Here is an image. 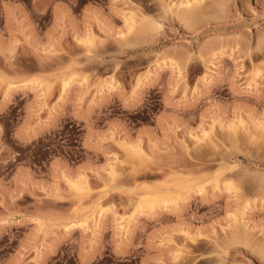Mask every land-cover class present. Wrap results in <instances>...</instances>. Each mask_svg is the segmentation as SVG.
<instances>
[{
	"label": "rangeland",
	"instance_id": "obj_1",
	"mask_svg": "<svg viewBox=\"0 0 264 264\" xmlns=\"http://www.w3.org/2000/svg\"><path fill=\"white\" fill-rule=\"evenodd\" d=\"M0 264H264V0H0Z\"/></svg>",
	"mask_w": 264,
	"mask_h": 264
},
{
	"label": "bare ground",
	"instance_id": "obj_2",
	"mask_svg": "<svg viewBox=\"0 0 264 264\" xmlns=\"http://www.w3.org/2000/svg\"><path fill=\"white\" fill-rule=\"evenodd\" d=\"M213 38H215L214 36H210L209 38H207V40H209V39H213ZM169 200V199H168ZM156 201H157V199H156ZM156 201H155V197H153V198H148V197H145V198H143V200H142V203H145L144 205L146 206V207H148L149 208V210H151L152 209V207L154 208V206H155V204H156ZM165 201H167V199L165 200ZM141 202V201H140ZM139 202V204H141ZM169 202V201H168ZM171 202V201H170ZM155 203V204H154ZM143 204H142V206H144ZM154 205V206H153ZM139 206V205H138ZM141 205H140V208L142 207ZM144 206V207H145Z\"/></svg>",
	"mask_w": 264,
	"mask_h": 264
}]
</instances>
